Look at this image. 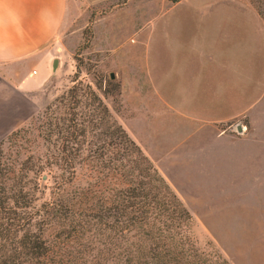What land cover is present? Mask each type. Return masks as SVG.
Masks as SVG:
<instances>
[{
	"label": "rangeland",
	"instance_id": "1",
	"mask_svg": "<svg viewBox=\"0 0 264 264\" xmlns=\"http://www.w3.org/2000/svg\"><path fill=\"white\" fill-rule=\"evenodd\" d=\"M175 1L103 0L91 4L69 0L56 34L45 44L49 72L44 85L33 97L24 93L16 110L12 95L18 91L7 92L5 115L3 109L0 114L5 116L0 121L1 167L9 169L15 184L34 193L36 203L47 196L48 187L43 184L52 183L48 163L53 160L66 113L60 104L46 106L74 80H81L97 91L191 211L198 244L217 248L231 264H264L260 83L253 80L244 88L209 86L215 78L210 72L214 67L204 65V58L197 56L203 42L211 41L208 47L213 51L223 48L226 32V47L228 40L238 42L246 33L250 36L247 48L261 41L264 55V29L261 37L251 31L257 20L251 8L264 21V0H183L173 6ZM202 4H214L209 11H216L217 18L183 21L203 17L204 10L195 9ZM90 17L93 21L86 43ZM51 56L57 59L54 71ZM36 63L29 61L30 66ZM39 68L35 79L44 75L43 66ZM20 70L7 75L18 77ZM189 77L190 87L177 86ZM17 81L12 78L14 85ZM182 109L192 115L183 114ZM238 110H254L263 133H247L235 142L217 136L216 129L234 132L229 125L238 119L250 127L247 117L231 120ZM216 116H223L226 122L209 120ZM40 166L44 169L35 172ZM83 178L79 175L81 182Z\"/></svg>",
	"mask_w": 264,
	"mask_h": 264
},
{
	"label": "trees",
	"instance_id": "2",
	"mask_svg": "<svg viewBox=\"0 0 264 264\" xmlns=\"http://www.w3.org/2000/svg\"><path fill=\"white\" fill-rule=\"evenodd\" d=\"M55 103L66 117L47 196L36 203L0 162V264H231L198 244L191 211L93 87L74 80Z\"/></svg>",
	"mask_w": 264,
	"mask_h": 264
},
{
	"label": "crops",
	"instance_id": "3",
	"mask_svg": "<svg viewBox=\"0 0 264 264\" xmlns=\"http://www.w3.org/2000/svg\"><path fill=\"white\" fill-rule=\"evenodd\" d=\"M69 0H0V114L3 109L4 115L6 111V96L10 89L18 91L12 95L14 97V108L16 110L17 103L21 101L24 93L26 96H34L35 93L40 89L47 77H48V59L45 57L46 49L45 44L51 40L56 34L60 23L64 17L66 8ZM87 3H96L103 0H84ZM183 0H176L174 5L182 4ZM225 2H222V5ZM188 5H191L187 3ZM219 4V3H218ZM214 4H202L197 6L195 9L204 10L202 13L203 17L185 18L183 21H207L210 18H217L216 11H209L210 7ZM253 13L256 15V26L251 28V31H255V37H261L264 29V21L258 15V13L251 8ZM224 13V11H223ZM213 15V16H212ZM205 16V17H204ZM209 17V18H206ZM202 18V19H201ZM227 18H223V22H226ZM182 20V18H180ZM258 21V22H257ZM224 45L221 49L212 50L211 41L209 44L203 42L197 51L198 58H204L203 64L210 65L214 68L210 70L211 73H215V78L211 79L209 86H215L221 88L224 85L237 86L238 88H244L247 82L256 81L260 83V90L258 97L263 101V104L259 107H264V55L263 47L260 41L259 44H253L252 48L248 47V38L246 33L238 39V42L227 41V47L225 38L229 33L224 34ZM256 42V41H255ZM201 56V57H200ZM216 58V59H215ZM36 60V65H29L30 60ZM54 56H51V71H54L52 64ZM22 63V65L16 66L15 63ZM43 66L45 72L44 75L35 79L34 74H38L40 71L39 66ZM57 66V59H56ZM34 67L35 71H32ZM17 69L20 70L18 77L8 76L14 73ZM218 70V72H217ZM252 73L255 77H252ZM194 80V76H192ZM189 77L185 82H180L178 87L187 88L192 85V81ZM18 80L17 84L14 85L12 82ZM232 84V85H231ZM205 86V85H204ZM5 100V103L2 101ZM1 105H4L2 108ZM263 109V108H262ZM261 109V110H262ZM3 113V112H2ZM182 113L185 115H192L187 109H182ZM238 117H247L249 121V128L243 133L226 132L224 129H216L217 136H226L233 142L239 141L244 137L242 135L252 133L254 135L263 133L258 128L259 117L253 112H247L245 110H238L231 115V120ZM5 121V116H0V121ZM211 122L221 123L225 118L223 116H216L209 118ZM2 126L0 125V128ZM1 136V131H0Z\"/></svg>",
	"mask_w": 264,
	"mask_h": 264
},
{
	"label": "built area",
	"instance_id": "4",
	"mask_svg": "<svg viewBox=\"0 0 264 264\" xmlns=\"http://www.w3.org/2000/svg\"><path fill=\"white\" fill-rule=\"evenodd\" d=\"M237 122H240L242 132H238V131L235 129L234 125H235V123H237ZM229 126H230V129H232V130H233L234 132H236V133H243V132H245L246 129H247V125H246V123H245L243 120H240V119H238V120H236L235 122L231 123V125H229Z\"/></svg>",
	"mask_w": 264,
	"mask_h": 264
},
{
	"label": "water",
	"instance_id": "5",
	"mask_svg": "<svg viewBox=\"0 0 264 264\" xmlns=\"http://www.w3.org/2000/svg\"><path fill=\"white\" fill-rule=\"evenodd\" d=\"M52 67H53L52 69L55 70V68H56V59H54L53 64H52ZM111 76H114V73L113 72H111ZM234 127H235V129L238 132H242L240 122L235 123Z\"/></svg>",
	"mask_w": 264,
	"mask_h": 264
}]
</instances>
